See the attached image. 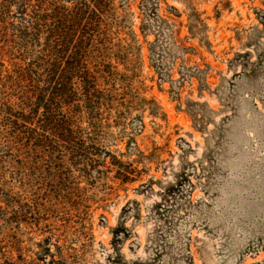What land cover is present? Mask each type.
<instances>
[{
  "label": "rangeland",
  "instance_id": "rangeland-1",
  "mask_svg": "<svg viewBox=\"0 0 264 264\" xmlns=\"http://www.w3.org/2000/svg\"><path fill=\"white\" fill-rule=\"evenodd\" d=\"M103 18L85 27L95 90L67 115L89 159L0 122V264H264V0Z\"/></svg>",
  "mask_w": 264,
  "mask_h": 264
},
{
  "label": "trees",
  "instance_id": "trees-1",
  "mask_svg": "<svg viewBox=\"0 0 264 264\" xmlns=\"http://www.w3.org/2000/svg\"><path fill=\"white\" fill-rule=\"evenodd\" d=\"M44 1L4 0L0 8V122L11 141L22 138L29 150L52 157L53 137L76 160L86 159L77 153L82 148L76 146L67 115L74 116L79 94L81 103L95 90L91 83L96 73L85 71V53L90 51L85 27L100 25L103 16L110 15L113 0ZM45 4L47 11L41 9ZM13 5V16L20 17L17 24L8 21ZM51 22L54 28L44 31ZM121 176L123 183L130 181Z\"/></svg>",
  "mask_w": 264,
  "mask_h": 264
}]
</instances>
